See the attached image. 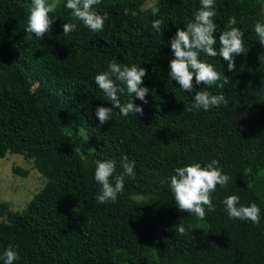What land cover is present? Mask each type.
I'll return each instance as SVG.
<instances>
[{"label": "trees", "instance_id": "obj_1", "mask_svg": "<svg viewBox=\"0 0 264 264\" xmlns=\"http://www.w3.org/2000/svg\"><path fill=\"white\" fill-rule=\"evenodd\" d=\"M145 1L101 0L95 11L108 19L94 33L63 0L41 40L25 32L32 0H0V157L20 154L45 178L22 210L0 201V256L8 245L18 246L14 264H264V46L254 31L264 23L262 4L215 0L217 51L219 34L235 16L247 54L235 57L234 72L222 57L201 54L230 83L222 89L201 84L189 93L168 76V41L200 0H156L144 8ZM153 5L160 9L155 17ZM125 8L137 15L125 16ZM154 19L164 21L160 32ZM64 23H76L77 30L64 37ZM114 58L147 69L141 86L149 93L144 103L125 89L121 104L133 101L143 115L113 109L101 125L95 110L112 103L95 76ZM201 90L223 93L228 105L184 111ZM125 156L135 161V178L125 177L115 203H97L96 161L114 160L115 177L124 172ZM213 159L231 179L226 188L217 186L215 210L206 209L200 220L179 211L169 178L177 167ZM229 195L244 206L257 204L260 223L230 219L223 204ZM180 224L187 235L178 233Z\"/></svg>", "mask_w": 264, "mask_h": 264}, {"label": "clouds", "instance_id": "obj_2", "mask_svg": "<svg viewBox=\"0 0 264 264\" xmlns=\"http://www.w3.org/2000/svg\"><path fill=\"white\" fill-rule=\"evenodd\" d=\"M32 3L33 7L28 16L25 32L28 34V39H32L34 35L42 40L46 34L50 33L55 20V17L49 14L55 13L60 3L59 0H52L50 3L48 0H32ZM100 3L101 0H66L63 7L70 10L71 16L76 21H81L88 30L100 33L104 31L105 22L108 19V13L105 12L101 15L95 11V6ZM151 13L155 17L160 13V9L153 5ZM129 14L135 17L137 12L131 10L130 13V10L125 8L124 15ZM216 14L215 0H200V7L193 13V18L187 21L185 27L178 28L172 39L168 41L173 54V58L169 61L168 76L172 81L177 82L179 88L185 92L192 93L194 88L201 84L205 88L215 85L222 89L230 83L228 77L216 71L212 64L201 60V54L213 58L222 57L227 62L228 71L232 72L236 70L235 57L247 54L243 40L244 32L236 27L237 19L235 16L229 17L227 30L219 34L220 47L217 51L215 47L217 44V25L214 22ZM163 23V19H154L151 26L160 32ZM76 30V23L63 24L64 37H68L70 33ZM254 31L259 44L264 46V23L257 22L254 25ZM259 59L262 62L261 56ZM146 75L147 69L141 65L121 64L114 58L107 63L106 70L95 76L96 85L112 103V107L98 106L96 108L95 113L101 125L111 120L113 109H119V113L125 117L130 113L143 115L142 107L135 105L133 101L121 104L119 97L125 94L126 89L128 95L133 96L134 94L136 98L147 103L145 97L149 93V88L141 86ZM228 103L229 101L223 93L214 95L207 90H201L195 92L193 102L190 105H185L184 111H209L213 107L227 106ZM121 167L124 172L114 177L116 169L114 160L96 161L94 179L101 186L95 198L97 203H115L118 195L124 190L125 177L135 178V161L129 162L125 156L121 162ZM230 179L229 175L221 171L219 162L213 159L203 167L198 162H191L186 166L175 168L174 175L169 178V187L179 211L205 220L206 209L207 212L215 210L211 194L217 190V186L221 189L226 188ZM223 204L230 219L251 221L257 225L260 223V208L257 204L252 203L244 206L240 204L238 195L227 196L223 200ZM177 231L180 235L188 234V229L183 224L178 225ZM17 248L8 245L0 256L4 264H14L20 259Z\"/></svg>", "mask_w": 264, "mask_h": 264}, {"label": "rangeland", "instance_id": "obj_3", "mask_svg": "<svg viewBox=\"0 0 264 264\" xmlns=\"http://www.w3.org/2000/svg\"><path fill=\"white\" fill-rule=\"evenodd\" d=\"M63 0H59L61 3ZM156 0H146L143 7L151 6ZM52 2V0H48ZM264 15V0H260ZM73 123H70L71 126ZM78 135L82 131L78 127H72ZM15 168L27 170L28 173L22 176ZM264 174V171H263ZM45 183V178L33 167L31 160L25 159L16 153H7L0 157V201H8L12 210H22L34 193Z\"/></svg>", "mask_w": 264, "mask_h": 264}]
</instances>
